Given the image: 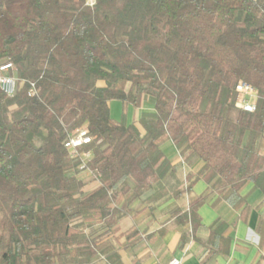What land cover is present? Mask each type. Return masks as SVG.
<instances>
[{
	"label": "trees",
	"instance_id": "1",
	"mask_svg": "<svg viewBox=\"0 0 264 264\" xmlns=\"http://www.w3.org/2000/svg\"><path fill=\"white\" fill-rule=\"evenodd\" d=\"M7 62L18 85L0 90V264H121L119 221L175 172L166 141L200 163L187 189L201 179L234 208L245 185L264 193V0H0ZM239 83L257 91L252 113L236 106ZM144 96L153 111L137 124L110 116L111 101ZM81 128L88 180L63 145ZM204 200L183 222L197 226Z\"/></svg>",
	"mask_w": 264,
	"mask_h": 264
},
{
	"label": "crops",
	"instance_id": "2",
	"mask_svg": "<svg viewBox=\"0 0 264 264\" xmlns=\"http://www.w3.org/2000/svg\"><path fill=\"white\" fill-rule=\"evenodd\" d=\"M146 101L148 108H144ZM114 102L109 103L110 110ZM153 106L145 96L139 108L123 106L132 108L130 117L128 110L125 114L126 122L137 124L141 112H152ZM161 150L175 172L155 183L119 221L113 245L121 264H167L173 258L181 264H264V193L249 183L240 192L244 205L234 208L219 200L201 179L187 189V179L200 163H185L169 141ZM199 197L205 200L197 210L199 223L193 227L190 221L183 222L181 214ZM131 230L137 232L138 241L128 246L124 234ZM94 264L110 263L101 258Z\"/></svg>",
	"mask_w": 264,
	"mask_h": 264
},
{
	"label": "built area",
	"instance_id": "3",
	"mask_svg": "<svg viewBox=\"0 0 264 264\" xmlns=\"http://www.w3.org/2000/svg\"><path fill=\"white\" fill-rule=\"evenodd\" d=\"M18 79L15 76V67L10 63H4L0 66V90L7 96H12L17 88ZM237 102L236 106L246 113H252L256 110L257 91L249 85L239 83L236 86ZM37 93L33 83H29L27 94L29 97L35 96ZM90 137L86 128H81L72 133L64 141V148L70 159L80 160V169L86 174L91 175V170L87 164L92 158L89 150H84L85 145L90 144ZM167 264H181L180 260L173 258Z\"/></svg>",
	"mask_w": 264,
	"mask_h": 264
},
{
	"label": "rangeland",
	"instance_id": "4",
	"mask_svg": "<svg viewBox=\"0 0 264 264\" xmlns=\"http://www.w3.org/2000/svg\"><path fill=\"white\" fill-rule=\"evenodd\" d=\"M146 99H151L150 97L148 96H145ZM147 102L149 101H146L144 103V108H148L149 106L147 105ZM151 103V106H152V101L150 102ZM123 110H125V108L123 107V105L119 102V101H115L112 105H111V110H110V115L113 119L117 120V121H120L124 116H123ZM128 110V115L129 117L131 116L132 114V108H129L127 109ZM127 110H125V113L124 115L126 114ZM83 178L88 180L89 178L85 175V174H82Z\"/></svg>",
	"mask_w": 264,
	"mask_h": 264
}]
</instances>
